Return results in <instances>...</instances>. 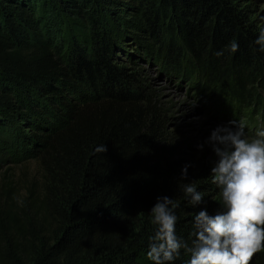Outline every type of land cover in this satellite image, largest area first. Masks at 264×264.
Listing matches in <instances>:
<instances>
[{
	"label": "trees",
	"instance_id": "obj_1",
	"mask_svg": "<svg viewBox=\"0 0 264 264\" xmlns=\"http://www.w3.org/2000/svg\"><path fill=\"white\" fill-rule=\"evenodd\" d=\"M243 3L0 0V229L11 228L29 260L13 253L8 264H152L149 211L159 195L179 204L177 234L190 242L194 212L214 213L219 190L192 167L181 179L190 163L173 159L180 147L136 64L188 85L225 118L241 112L249 125L256 116L264 123V53L254 44L263 26ZM233 39L239 50L230 54ZM19 152L43 176L21 203L1 173ZM186 182L205 204L187 203ZM18 210L39 228L24 230Z\"/></svg>",
	"mask_w": 264,
	"mask_h": 264
},
{
	"label": "clouds",
	"instance_id": "obj_2",
	"mask_svg": "<svg viewBox=\"0 0 264 264\" xmlns=\"http://www.w3.org/2000/svg\"><path fill=\"white\" fill-rule=\"evenodd\" d=\"M256 51L264 53V27L254 40ZM230 54L239 50L233 39L226 46ZM224 55V49L215 53ZM247 124L231 120L211 130L204 143L215 155L210 169L211 183L219 190L218 208L210 213L202 207L192 217L190 242L177 234L179 204L167 195L155 198L149 214L155 226L148 240L147 259L152 264H175L182 252L188 257L182 264H251L264 252V123L249 137ZM106 145L95 148L105 153ZM190 164L181 169L186 180ZM192 208L205 204L204 193L195 182L179 185Z\"/></svg>",
	"mask_w": 264,
	"mask_h": 264
},
{
	"label": "rangeland",
	"instance_id": "obj_3",
	"mask_svg": "<svg viewBox=\"0 0 264 264\" xmlns=\"http://www.w3.org/2000/svg\"><path fill=\"white\" fill-rule=\"evenodd\" d=\"M244 1L243 4L250 6L251 10L254 11L257 24L264 27V0ZM118 56L125 60L122 52L118 53ZM136 65H138L137 69L140 68L144 71L154 101L161 107L166 131L173 136V143L180 147V154H176L173 159L189 162L192 167V176L196 177L197 180L211 181L210 169L215 160V155L207 144L203 150H199L197 145L204 143L211 130L217 125L225 124L231 120L245 122L247 120L246 114L239 112L235 116L231 115L230 118H225V114L221 116L218 111H215L216 105L207 103L202 94L194 91L188 85L180 84L169 77H165L146 65ZM259 117L256 116L255 125H249L245 122L249 137L254 135L255 129L261 125L262 121ZM21 125L24 133L28 134L30 130H28L27 124L22 122ZM8 131L4 136H7L8 133L11 134V131ZM27 148L32 149L30 145H27ZM18 157L17 160L4 159L1 162V173L7 172L9 179L12 180L17 189L16 201L21 203L27 188L31 184L34 187V193H39L43 176L36 161L29 159V157L23 158L20 152ZM18 212H20L18 222L22 224L24 230L32 227L39 228L34 219L29 218L19 210ZM10 232L11 228L0 229V264H8L13 253L28 262L29 260L22 254L20 246L17 244L19 239L12 237ZM7 237L10 239L7 240ZM259 257L264 258V252L257 253L251 264H255Z\"/></svg>",
	"mask_w": 264,
	"mask_h": 264
}]
</instances>
